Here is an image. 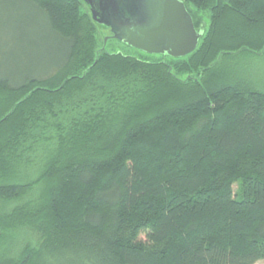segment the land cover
I'll return each instance as SVG.
<instances>
[{
	"label": "trees",
	"instance_id": "obj_1",
	"mask_svg": "<svg viewBox=\"0 0 264 264\" xmlns=\"http://www.w3.org/2000/svg\"><path fill=\"white\" fill-rule=\"evenodd\" d=\"M21 1L0 59V264L264 260V0H183L203 35L169 61L106 50L84 0Z\"/></svg>",
	"mask_w": 264,
	"mask_h": 264
},
{
	"label": "water",
	"instance_id": "obj_2",
	"mask_svg": "<svg viewBox=\"0 0 264 264\" xmlns=\"http://www.w3.org/2000/svg\"><path fill=\"white\" fill-rule=\"evenodd\" d=\"M84 2L94 21L110 28L113 38L149 54L185 57L197 48L203 35L183 0Z\"/></svg>",
	"mask_w": 264,
	"mask_h": 264
},
{
	"label": "rangeland",
	"instance_id": "obj_3",
	"mask_svg": "<svg viewBox=\"0 0 264 264\" xmlns=\"http://www.w3.org/2000/svg\"><path fill=\"white\" fill-rule=\"evenodd\" d=\"M17 3V6L22 8L24 10V17L20 18V20L25 19V17L28 15L25 10V3L23 1H17V0H7L0 4V59L5 60V57L10 49H12V45L15 42V38H13V34L11 32V29L14 27L15 23V16L16 13H14V5ZM27 13V14H26ZM14 16V17H13ZM12 24V25H11ZM102 37H104V42L106 43V50L109 52H119L124 55H130L134 57H138L147 61H169L171 60V56L168 55H162V54H149L144 51H141L139 49L133 48L131 46L126 45L125 43L115 39V38H109V30H102L101 31ZM107 39V40H105ZM11 55V54H10ZM3 57V58H2ZM11 59L8 58L7 61ZM255 63L252 65L254 70L256 71L257 75L263 77L264 76V58H256L254 60ZM12 66L13 63L11 64ZM179 77L183 80L188 78V75L181 74ZM236 188V185L234 186ZM30 235L29 232L23 231V233L19 234L18 239L19 241H22L25 239V236ZM256 264H264V260L257 262Z\"/></svg>",
	"mask_w": 264,
	"mask_h": 264
},
{
	"label": "flooded vegetation",
	"instance_id": "obj_4",
	"mask_svg": "<svg viewBox=\"0 0 264 264\" xmlns=\"http://www.w3.org/2000/svg\"><path fill=\"white\" fill-rule=\"evenodd\" d=\"M86 5H87V4H86ZM87 7H88V9H89V11H90V7H89L88 5H87ZM106 29L109 30V33H110L109 38H113L112 33H111V31H110V28H106Z\"/></svg>",
	"mask_w": 264,
	"mask_h": 264
}]
</instances>
